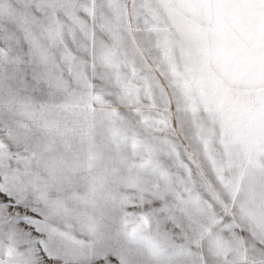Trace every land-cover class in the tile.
I'll return each instance as SVG.
<instances>
[{
	"label": "snow or ice",
	"instance_id": "obj_1",
	"mask_svg": "<svg viewBox=\"0 0 264 264\" xmlns=\"http://www.w3.org/2000/svg\"><path fill=\"white\" fill-rule=\"evenodd\" d=\"M0 264H264V0H0Z\"/></svg>",
	"mask_w": 264,
	"mask_h": 264
}]
</instances>
